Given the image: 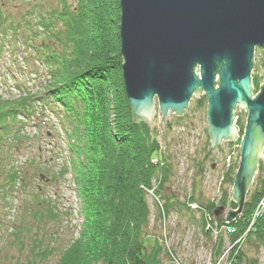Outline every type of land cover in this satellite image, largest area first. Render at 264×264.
I'll return each mask as SVG.
<instances>
[{
	"label": "trees",
	"instance_id": "16d2710c",
	"mask_svg": "<svg viewBox=\"0 0 264 264\" xmlns=\"http://www.w3.org/2000/svg\"><path fill=\"white\" fill-rule=\"evenodd\" d=\"M4 5L0 0L1 41L9 42L12 51L19 41L25 48V59L31 58L30 66L43 65L49 79L36 97L30 94L15 103L0 102V141L10 134L9 120L18 121L20 111L28 116L33 111L32 102L39 101L40 108L46 107L56 115L67 137L71 162L75 164L73 179L83 218L80 232L86 241L82 252L84 260L77 256L68 259L74 251L78 254L75 249L82 243L78 238L68 245L69 250L64 249L54 264H147L144 239L149 234L150 213L146 199L149 192L152 197L162 199L163 205L156 206L159 219L162 215L168 216L178 205L187 211L195 210L211 241L212 230L206 228V223L209 219L215 222L218 233L211 246L213 261L226 253L225 264H258L257 258L248 257L243 247L247 245L257 250L264 247V217H254L250 223L256 204L264 198V173L260 166L255 188L248 190L241 214L231 220L223 216L216 220L213 210L219 206L237 207L228 186H232L239 152L223 175L222 182L227 188L221 189L218 205L214 201L199 202L196 208L190 209L173 200V195L162 192L169 178L166 157L162 155L164 165L155 172L157 167L151 157L158 143L148 124L134 119L124 90L119 50V0H73L72 5L60 0L59 10L34 13L27 10L24 15L20 14V21L4 16ZM31 15L35 16H32L34 22L30 20ZM32 23L36 29L32 28ZM40 33L45 37L41 41L32 38ZM256 76L253 72V89ZM206 102L203 97L197 104L203 106ZM244 124L237 119L239 136ZM65 171L66 168L59 172ZM16 176L15 170L8 172L5 184H14ZM195 200L189 198L191 202ZM35 205L36 209L28 211L33 219L56 213L52 202L43 198H38ZM20 226L22 228L18 229L16 225L11 234L17 243H21V231H26V226ZM36 252L44 260L51 255L50 251Z\"/></svg>",
	"mask_w": 264,
	"mask_h": 264
},
{
	"label": "rangeland",
	"instance_id": "374dc122",
	"mask_svg": "<svg viewBox=\"0 0 264 264\" xmlns=\"http://www.w3.org/2000/svg\"><path fill=\"white\" fill-rule=\"evenodd\" d=\"M3 1V15L12 16L15 21H20V14L24 15L27 10L34 13L33 11L60 9V0ZM67 3L72 5L73 0H67ZM32 16L34 15L29 17L34 22ZM32 28L36 29L33 23ZM42 35L43 33H40L37 38H32L39 42L41 38H45ZM15 44L17 48L13 51L10 50L9 42L0 48V102L5 104L15 103L30 94L36 97L38 93L43 92L42 87L49 79L44 66L38 64L30 67L31 61H28V64L23 59L25 48L19 41ZM253 69L251 74L254 72L257 75L254 79L255 93L264 81L262 48L254 49ZM203 97V92L197 97L193 94L182 114L171 110L163 114L159 111L155 97L148 126L158 143V149L151 157L152 164L157 167L155 172L164 165L162 155L168 163L169 178L162 192L173 195V200H177L178 204L184 203L190 209L196 208L199 202L214 201L218 205L221 189L227 188L222 182L223 175L227 166L236 160V147L241 139V136L237 135L233 141H222L211 150L207 132V102L203 106L197 104ZM32 110L29 117L23 116L20 111L18 121L9 120L10 134L4 135L0 141V262L54 264L64 249L78 238L82 241L75 249L78 254L74 251L68 259L77 256L79 260H84L82 252L85 250L86 241L80 232L83 220L80 212L81 202L74 189L75 164L71 162L73 157L67 149V138L61 133L56 116L47 108H40V103L35 101L32 102ZM234 114L236 127L237 119L245 123L246 115L240 107L235 109ZM262 155L258 158L257 175L259 166L264 173ZM65 168L64 173L59 172ZM11 170H15L17 176L15 183L7 186L5 183ZM39 173L44 176L40 178ZM256 178L255 174L249 191L255 188ZM228 188L231 195L232 186ZM191 197L196 200L189 201ZM38 198L52 202L55 215L33 219L28 211L37 208L35 204ZM146 199L150 213L147 227L149 234L144 239L147 264H225L226 253H222L213 261L211 246L218 232H211L212 241L205 235L199 212L187 211L178 205L177 209L170 210L168 216L162 215L159 219L156 206L163 205L162 199L160 198V201L149 193ZM191 203L196 206L193 207ZM229 208H226L221 216L225 217ZM260 215L264 217V198L256 204L250 223L252 224L254 217ZM16 225L18 229L22 228L20 225L26 226V231H21V243L15 242L14 236H11ZM243 248L248 257H256L258 264H264V247L257 250L245 245ZM44 250L50 251L51 254L45 260L42 255H36V251Z\"/></svg>",
	"mask_w": 264,
	"mask_h": 264
},
{
	"label": "water",
	"instance_id": "95a60500",
	"mask_svg": "<svg viewBox=\"0 0 264 264\" xmlns=\"http://www.w3.org/2000/svg\"><path fill=\"white\" fill-rule=\"evenodd\" d=\"M119 7L122 79L135 120L149 126L155 97L163 114H182L203 92L213 150L237 137L234 111H244L231 190L237 207L225 216L233 219L262 154L264 161V81L254 95L251 83L254 49L264 47V0H119Z\"/></svg>",
	"mask_w": 264,
	"mask_h": 264
},
{
	"label": "built area",
	"instance_id": "2783aa9c",
	"mask_svg": "<svg viewBox=\"0 0 264 264\" xmlns=\"http://www.w3.org/2000/svg\"><path fill=\"white\" fill-rule=\"evenodd\" d=\"M235 119H236V117H235ZM229 160H230V158L228 157L227 162H229ZM149 193L151 194V192H149ZM158 204H159V202H158ZM191 205H193V207L196 206V205H194V204H191ZM209 218H210V217H209ZM210 220H211V219H209V221H207V223H206V228L211 229L212 232H214V233L216 234V233H217V230H216L215 222L211 223ZM213 224H214V225H213ZM216 235H217V234H216Z\"/></svg>",
	"mask_w": 264,
	"mask_h": 264
},
{
	"label": "bare ground",
	"instance_id": "6f19581e",
	"mask_svg": "<svg viewBox=\"0 0 264 264\" xmlns=\"http://www.w3.org/2000/svg\"><path fill=\"white\" fill-rule=\"evenodd\" d=\"M253 66H254V63H253ZM251 83H252V74H251ZM252 86H253V84H252ZM253 95L255 94V93H252Z\"/></svg>",
	"mask_w": 264,
	"mask_h": 264
}]
</instances>
